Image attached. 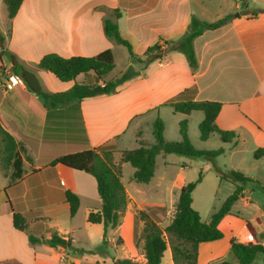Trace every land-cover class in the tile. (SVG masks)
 <instances>
[{"label":"crops","instance_id":"crops-1","mask_svg":"<svg viewBox=\"0 0 264 264\" xmlns=\"http://www.w3.org/2000/svg\"><path fill=\"white\" fill-rule=\"evenodd\" d=\"M234 9L237 5L233 0H23L16 15L9 20L3 0H0L3 40L0 47V117L16 127L22 170L17 179L10 177L12 168L6 175L0 170V264H114V260H121L118 248L125 245L131 249V254L124 259L143 261L134 246L133 211L134 208L143 209L128 189L124 186L129 201L120 225L107 229L104 236L102 224L87 221L89 212L101 207L94 178L50 163L61 155L104 144L115 147L114 159L117 155L118 161L119 151L154 144L152 125L156 119L163 122L165 141H180L179 123L186 120L187 135L195 149L221 148L223 153L216 157L214 165L222 172L239 171L254 181L244 187L234 202L242 200L244 208L250 209L253 190L263 192L258 187L264 189L261 178L264 156L253 158L255 150L264 149V12L252 16V11H243L236 16ZM114 11L119 13V34L139 57L159 39L181 37L187 31L191 16L204 22H214L227 15H233V19L194 39L198 69L192 72L179 52H165L147 65L131 62L126 49L104 34V21L111 18ZM108 49L114 59L113 70L117 54L122 55L124 63L109 80L118 78L129 67L136 73L110 94L51 107L38 115L19 95V90L26 91L42 104L41 97L31 92L26 84L13 90L3 87L6 73H14L10 57L16 60V67L21 66L34 74L40 91L55 93L68 90L74 83L60 82L52 74L37 69L35 65L44 55L90 57ZM92 79L91 74L78 78L79 81ZM109 80L104 78V81ZM190 88L195 89V101L221 103L215 123L219 129L235 133L233 142L222 143L217 134L201 141L198 125L203 114L194 111L184 115L168 106L172 99ZM189 160L181 165L192 168L195 173L201 172L200 184L202 169L212 171V163ZM187 183L189 180L180 171L175 184L178 193ZM230 184L234 190V185ZM68 190L79 199L78 210L72 217L65 200ZM80 210L81 222L76 219ZM13 212L25 218L24 231L13 227ZM141 227L142 223L139 230ZM218 229L222 233L220 239L198 245L196 264L204 259L203 264L215 260L219 256L218 242L222 240L227 242L225 255L231 253L230 241L243 243L239 238L243 230L253 235V244L260 243L264 247V203L248 220L235 216L230 209V214L219 222ZM53 233L69 239L72 247L87 253L50 246L48 240ZM29 236L36 241L30 242ZM117 238L121 240L119 245ZM103 239L107 248H114L113 254L105 248L93 252ZM167 251L168 262L174 264L169 247L164 253ZM221 262L226 261L217 264Z\"/></svg>","mask_w":264,"mask_h":264},{"label":"trees","instance_id":"trees-1","mask_svg":"<svg viewBox=\"0 0 264 264\" xmlns=\"http://www.w3.org/2000/svg\"><path fill=\"white\" fill-rule=\"evenodd\" d=\"M23 0H3L6 8L7 18L12 19ZM262 10H253L251 15L256 16L263 13ZM118 11H114L113 16L106 19L103 24L105 36L117 45L123 46L130 57L131 62H138L147 65L153 60L159 59L165 52H179L184 55L188 67L192 72L198 69V61L193 48V41L206 30H215L233 19V15H227L214 22L200 21L194 16L190 17L187 31L179 38L174 40L159 39L156 43L149 46L142 57L132 51L130 43L121 37L118 31L117 19ZM3 53V52H2ZM5 54V53H3ZM11 56L10 53H6ZM39 70L52 74L60 82H73V86L63 92L44 93L39 91L36 95L42 99L40 104L28 92L19 90V95L23 101L38 114L42 115L45 109L65 105L73 101H80L98 95L110 94L124 81L135 76V72L129 67L120 77L104 81L114 68V59L111 51L105 50L97 55L62 57L54 53L44 55L35 65ZM19 73L26 69L18 66L13 67ZM91 74V81L81 80L80 76ZM28 91V90H27ZM195 89L184 90L168 106L174 112L189 115L194 111L203 114V119L198 125L199 138L206 141L211 134H217L222 143H231L236 135L233 131H224L217 127L215 123L221 103L212 101H195ZM163 122L156 119L152 125V135L154 144L150 147L137 148L134 150L119 151L118 161L114 160L116 149L110 144L82 150L79 152L61 155L51 161L50 164H61L72 170L84 172L92 176L96 182L98 195L101 199V207L96 212H89L87 221L92 224H102L104 236L107 229H115L121 223L125 209L128 204V196L122 184V164L128 163L134 169L132 180L147 184L154 176L155 159L159 154H176L188 159H201L212 163V170L217 178L230 182L234 185L233 192L225 199L221 207L211 215L210 220L205 223L201 221L199 213L194 210L192 204V191L201 180V172L195 181L189 182L179 190L178 197L174 203V213L171 221L163 229L159 227V218L152 217L149 210L145 208L134 213L135 222L142 223L139 235L134 237V246L141 250L143 261L134 259H117L114 264H161L163 253L167 247L170 248L171 258L174 264H196L197 248L200 243L211 242L222 237L218 229V224L222 218L230 214L231 206L242 194L244 187L252 179L244 176L239 171L230 170L220 171L215 165L217 156L223 153L221 148L216 150L195 149L187 135V122L182 120L179 123L181 140L178 142L165 141L163 138ZM15 125L12 122L4 121L0 117V170L3 175L7 174L9 168L13 171L10 174L12 179L21 176V159L17 152L18 137ZM264 156V149L254 151L253 158L259 159ZM263 191L264 189L258 187ZM65 200L69 205V214L74 216L79 207L77 195L71 191L65 192ZM13 227L16 230L26 229L25 218L18 212L12 215ZM30 242L36 241L29 236ZM48 244L52 247L65 245L73 253H87L83 249L72 247L69 239L51 235ZM106 247L105 239L93 252H99ZM230 251L237 264H255L259 255L264 257V247L260 243L244 244L235 240L230 241ZM219 264H228L221 262Z\"/></svg>","mask_w":264,"mask_h":264},{"label":"rangeland","instance_id":"rangeland-1","mask_svg":"<svg viewBox=\"0 0 264 264\" xmlns=\"http://www.w3.org/2000/svg\"><path fill=\"white\" fill-rule=\"evenodd\" d=\"M233 3L237 5V9H234V14L242 13L243 11H253V10H264V0H233ZM263 8V9H262ZM125 51V50H124ZM127 51V50H126ZM122 55H116L115 69L112 70L110 74L105 76L106 80L113 79L118 73L123 65ZM14 73L20 74L18 71L12 68ZM123 74V73H122ZM121 76V75H120ZM119 76V77H120ZM199 131V130H198ZM212 146V141L210 142ZM117 155L115 156V161H117ZM201 160L195 159L192 161ZM190 161L188 158L176 154L162 155L159 154L156 159V170L155 176L148 184H140L132 180L133 168L130 164L124 163L122 165V177L121 181L123 186H125L128 191L136 198L137 203L141 206L142 209H145V206L154 207L149 210L152 217L159 218V227L164 228L171 221L174 213V203L177 198V177L182 171V175H185L189 182L194 181L197 178V174L192 168L183 167L181 164L187 163ZM213 166V165H212ZM203 180L198 184L195 190L192 193V208L196 210L201 218L202 222H208L213 213H215L225 201V199L233 192V186L229 182L217 180L215 174L212 171L207 172L205 169H202ZM261 178L264 182V170L261 172ZM253 201L251 202L250 209H245L242 205L243 202L234 203L231 207V213L235 216H239L244 220H248L253 214L256 215V208L263 206L264 203V193L254 189L253 190ZM163 206V207H157ZM84 208V206H82ZM82 209V208H81ZM134 212L136 208L133 209ZM76 219L81 222L83 216L81 210L76 217ZM140 224L141 222H135L134 227V237L138 236L140 233ZM112 232L109 231V236L111 237ZM120 238H117L116 244H120ZM220 245L219 256L215 260L207 261L205 264H217L220 261H226L228 263L235 264L236 261L233 258L231 253L225 255V250L227 247V242L222 240L218 242ZM142 244L139 243V248H137V256L141 258ZM106 250H109V253H114L113 247H105ZM116 249V248H115ZM131 249L128 245H125L124 248H118L117 254L119 258L124 259L128 258L131 254ZM205 259L200 262L203 264ZM264 264V257L259 255L255 264ZM161 264H170L168 262V251L163 254Z\"/></svg>","mask_w":264,"mask_h":264},{"label":"built area","instance_id":"built-area-1","mask_svg":"<svg viewBox=\"0 0 264 264\" xmlns=\"http://www.w3.org/2000/svg\"><path fill=\"white\" fill-rule=\"evenodd\" d=\"M25 82L23 81L21 75L17 73H11L7 72L5 76V80L3 82V87L5 90H13L14 88L18 86H24ZM240 240L244 244H253L254 243V237L251 233H249L247 230H243L239 234Z\"/></svg>","mask_w":264,"mask_h":264},{"label":"water","instance_id":"water-1","mask_svg":"<svg viewBox=\"0 0 264 264\" xmlns=\"http://www.w3.org/2000/svg\"><path fill=\"white\" fill-rule=\"evenodd\" d=\"M236 16H238L236 14ZM2 37L0 36V47H2ZM10 59L12 60L11 63H12V66L13 67H16L17 66V62L16 60L14 59V57H10ZM21 77L23 79V81L25 82L26 86L28 87V89L33 92L34 94H37L39 91H40V85H39V82L38 80L35 78L34 74L30 71H23L21 73ZM63 247H66L65 245H62Z\"/></svg>","mask_w":264,"mask_h":264}]
</instances>
